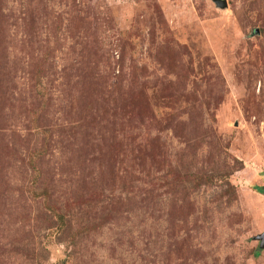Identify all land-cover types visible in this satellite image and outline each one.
I'll return each instance as SVG.
<instances>
[{
	"label": "rangeland",
	"instance_id": "374dc122",
	"mask_svg": "<svg viewBox=\"0 0 264 264\" xmlns=\"http://www.w3.org/2000/svg\"><path fill=\"white\" fill-rule=\"evenodd\" d=\"M0 0V264H264V0Z\"/></svg>",
	"mask_w": 264,
	"mask_h": 264
},
{
	"label": "water",
	"instance_id": "95a60500",
	"mask_svg": "<svg viewBox=\"0 0 264 264\" xmlns=\"http://www.w3.org/2000/svg\"><path fill=\"white\" fill-rule=\"evenodd\" d=\"M216 3L221 8H226L228 6V2L226 0H216ZM262 190L264 191V189H262ZM262 239H263V245H264V235H262Z\"/></svg>",
	"mask_w": 264,
	"mask_h": 264
}]
</instances>
